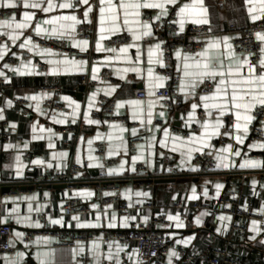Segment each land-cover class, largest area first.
Returning a JSON list of instances; mask_svg holds the SVG:
<instances>
[{
	"label": "crops",
	"instance_id": "crops-1",
	"mask_svg": "<svg viewBox=\"0 0 264 264\" xmlns=\"http://www.w3.org/2000/svg\"><path fill=\"white\" fill-rule=\"evenodd\" d=\"M16 2L18 5L16 8L0 7V11L4 12L0 21L10 20L15 16V22H22L25 11L35 13V18L29 22V28L22 30V34H20L21 30L15 31L14 34L20 36L17 40L9 39L13 29L0 27V36H5L11 42V44L0 43V52L4 53L3 59H0V73H3L1 76L12 84L11 88L4 91L0 102V116H3L0 121H7L11 127L8 138L0 139V188L12 187L9 193L2 194L0 191V224L12 226L9 239L14 247L12 252L0 256V264H41L42 261L43 264H117V262L138 264L135 244L105 242L103 236L108 231L128 230L134 222L148 221L162 213L166 214L167 218L169 216L179 218V221L170 220L171 225L168 228L158 230L159 233L167 236L173 245L165 264H177L179 248L195 252L197 256L195 264H208L212 250L217 247L225 250L230 257L240 259L243 264H264V160L259 156L264 153V147H261L264 141L250 139L249 128L253 120L245 134L242 130L237 132L233 127L235 116L232 112L226 111L223 117H219V112L212 110V115L208 116L199 99L200 96L205 95L199 92L201 85L194 90L188 88L184 93L180 92L179 85L178 91L183 103L176 109L166 108L156 97L155 94L160 88L155 85L161 82L165 85L167 79L160 71L163 66L156 62V56H153V62L149 63L148 50L154 49L157 43L162 46V42L157 38L152 22L144 19V13L153 12L155 20L160 10H140L139 19L151 24L152 35H141L139 40L134 39L133 32L141 34L144 29L140 25L131 24L128 27H131L133 32L128 31V28L122 24L121 10L120 30L114 33L106 31L103 35L110 38L127 34L131 37V42L115 48L116 52H111L108 49L112 47L105 43L108 38L100 40L99 9L102 6L107 7L101 5L100 0H89L87 5L80 0H72L73 8L61 9L57 6L47 13L40 9L24 8L23 0ZM40 2L42 7H47V0ZM63 2L65 0H53L56 5ZM187 2L190 0H178L177 5H167V7L175 6L178 9ZM203 6L207 8V24L211 26L210 33L204 38L205 47L210 41H220L221 47L214 50V54L223 53L224 70L227 71L229 65L235 68L244 58L251 61L248 55L237 53L233 47L234 40L242 34L244 26L255 22L248 12L251 5L246 0H204ZM89 7L92 11L85 17L84 13ZM254 14L259 15V11ZM67 15H75L80 21L74 32L60 29V24L43 23L44 20L54 16ZM129 19L133 18L129 17ZM38 23L47 29L41 35H37L34 30ZM60 23L68 25L72 22ZM83 24L93 25L92 39L77 35L79 26ZM177 24L180 29L179 23ZM192 24L194 23L186 21L183 31ZM231 24H235L236 28L231 29ZM53 27L57 28V35H51ZM105 27H108L107 23ZM60 31L65 33L62 38L59 37ZM260 33H264V29ZM26 38H31V43L21 48L20 45ZM52 38L65 40L71 49L78 53L89 54L90 57L88 59L70 57L55 49L37 44V40ZM225 38H228L230 49L224 46ZM83 40L88 41L86 46H74ZM98 43L102 50H97ZM129 45L134 46L129 47L127 53L122 54L118 51L119 48ZM178 51L181 53L179 58L176 56ZM196 53L180 49L174 52L175 68L181 75V81L190 83V80L183 77L184 56H195ZM261 58H264V53ZM160 59L162 60V55ZM50 61L54 63H49ZM64 61H75L79 66L72 63L65 64ZM38 62L47 65L46 72L39 70ZM254 64L257 65L259 72V62ZM54 68L57 69L55 73L52 72ZM93 68L97 71L93 72ZM149 68L153 69L151 78L148 75ZM105 70L111 72L112 81L98 85H79L76 89L82 75L97 80ZM243 72L246 74L247 66L244 67ZM94 75L96 79H93ZM157 77L162 80H157ZM218 79L220 78L217 77ZM212 84L214 90L215 84L213 82ZM52 86H61L62 90L56 93L49 92L47 88ZM80 86H85L82 93L79 91ZM139 90H144L147 97L139 98ZM150 92L155 94L149 95ZM100 94L115 99L116 115L124 120L106 123L103 119L91 115ZM33 96L37 99L30 98ZM53 96L69 108L70 112L45 109L43 102ZM64 97L68 99L65 100ZM19 98H24L28 102L30 108L28 116L21 115L17 104ZM134 100L142 103L138 105L129 103ZM90 101L91 107H89ZM117 104L122 106L117 107ZM192 104L200 106L193 112ZM76 105H79V108ZM161 112L164 113L163 116L160 115ZM201 112H204L203 116H200ZM189 113H192L191 119ZM217 117L223 123L219 129L220 134L204 137L205 130L202 124L205 121L214 124ZM228 119L231 121L228 122ZM149 120L151 123L148 122ZM262 125L264 127V122ZM63 127H70L71 131L60 132ZM41 128L44 131H40ZM133 130L136 132L135 135ZM211 131L210 128L209 132ZM236 135L243 138V143L236 141ZM193 136L202 138L204 143L191 142ZM135 138H140L141 141L133 150L130 143ZM66 140L70 142L69 146L64 144ZM229 145H231L230 151H222ZM100 149L104 150V155L98 154ZM205 151L215 161L216 169L208 174L195 175L197 169L193 164L194 159ZM237 151L240 152L239 156L235 155ZM27 152H33L30 161L25 159ZM166 156L173 158L176 170L188 174L183 177L197 180L168 183L160 182L158 179L152 186H141L135 180L126 179L132 175L138 164L147 166L157 174L168 171V165L164 160ZM133 157L137 159L133 160ZM109 159L114 160V163L106 167L105 161ZM37 160L42 163H34ZM246 161H255L258 166L241 168L240 165ZM73 163L80 165L87 163L81 179L90 182L89 185L56 188L53 186L54 183H48L39 188L32 183L41 173L63 172ZM109 170H113L112 174H109ZM98 174L104 175L101 189L96 186ZM111 182H117L119 190L107 187ZM218 184L222 185L219 189L216 187ZM228 188L233 190L240 205L250 208L254 215L246 222L247 234L244 238L233 229L236 220L233 215L223 210L192 209V205L197 202H216ZM108 196H118L126 202L129 206L128 212H120L113 205L102 207L100 201ZM70 200H79L90 211L87 214H67L65 205ZM147 202L153 203L154 208H136L137 205ZM177 202H182L184 208H174L173 204ZM40 216H44L43 222L39 219ZM52 220H60L61 223L53 224ZM253 221L257 222L255 226ZM178 222L182 223L183 227H177ZM110 223L116 226L109 227ZM37 224L40 226L37 227ZM254 227L257 230H253ZM39 230H47L50 234H36L29 245H26L23 241L25 234ZM55 232H61L66 237L71 234L94 232L97 237L89 242H78L72 246L55 249L54 244L59 241V238L52 234ZM17 233L22 235L17 236ZM183 241L188 243L185 244ZM110 252L113 254L111 260L107 259ZM172 252L177 255L172 256Z\"/></svg>",
	"mask_w": 264,
	"mask_h": 264
},
{
	"label": "built area",
	"instance_id": "built-area-1",
	"mask_svg": "<svg viewBox=\"0 0 264 264\" xmlns=\"http://www.w3.org/2000/svg\"><path fill=\"white\" fill-rule=\"evenodd\" d=\"M168 14L160 17L159 20H154L153 12L146 11L144 13V19L152 22L155 28V34L157 38L162 42L161 52L163 67L161 72L166 77V83L164 87L160 88L156 92V97L160 99L162 104L169 109H176L183 103L178 87L181 82V75L175 68L174 63V52L177 49L185 52L196 53L205 48L204 38L210 33L211 26L208 24L198 25L192 24L186 31H180L177 21L178 16L176 15L178 9L175 6H169ZM4 15V12L0 11V17ZM231 29H235L236 25L231 24ZM264 29V19H260L255 22L248 23L244 26L242 34L234 40V50L239 54L248 55L251 61L258 63L261 59V48L262 42L257 40L256 33ZM77 35L83 38L92 39L94 35L93 25L83 24L80 25L77 31ZM7 42L5 36H0V43ZM131 42V37L127 34H120L112 36L106 40V44L109 47L117 48L121 45H125ZM37 44L42 47L51 48L57 50L61 54H65L70 57H76L79 59H88L89 54L78 53L71 49L67 42L62 39L52 38L49 40H37ZM38 67L41 72L47 71V65L43 62H38ZM112 75L109 70H105L100 74L99 79L92 80L87 75H82L80 84L76 86L78 89L79 85H98L112 81ZM12 87V84L6 81L0 75V102L3 98L4 91ZM49 92H60L61 86H52L47 88ZM213 91V84L211 81H206L199 88L201 94H210ZM139 98H146L147 94L144 90H139ZM161 97H165L161 99ZM17 104L20 107V113L23 116L30 114V108L28 102L24 98L17 99ZM43 107L47 110H61L69 113L70 109L60 103L56 97L46 98L43 102ZM116 102L114 98L108 97L104 94H100L95 108L92 110L91 115L94 118H101L106 123L113 121L124 120L123 118L116 115ZM204 112L200 113L203 116ZM253 123L249 128V135L252 141H264V107L257 106L254 111ZM228 122L231 119L227 120ZM62 133L71 131L70 127H63L59 130ZM11 133V127L7 121H0V139H7ZM141 141L140 138H135L131 141V147L133 150L136 149L137 143ZM64 144L69 146L68 140L64 141ZM99 155H104V150H98ZM33 156V152H27L25 159L30 161ZM264 160V153L259 154ZM165 162L168 165V171L157 174L153 173L147 166L138 164L135 167L132 175L127 177L128 180H135L141 186H152L154 182L161 178H178L188 174L179 172L174 168L173 158L171 156L165 157ZM114 163V160H106L105 166L108 167ZM197 171L196 174H208L214 172L216 169L215 161L208 155V153L202 152L198 154L193 162ZM87 168L85 164H70L68 168L63 172L56 173H41L38 177L33 180V184L41 188L44 184L48 183H67L73 185L87 186L90 182H84L81 179L82 172ZM104 180L103 174L96 176L97 188L101 189V182ZM117 182L108 183L107 187L119 190ZM102 207L107 205H113L118 208L120 212H128L129 206L126 202L122 201L118 196H108L102 198L100 201ZM174 208L183 209L184 204L177 202L173 204ZM136 208H154V204L147 202L142 205H137ZM193 210H223L233 215L236 220L233 224V229L238 235L244 238L247 234L246 222L249 218L254 215L250 208H245L238 202L233 190L228 188L223 196L216 202H197L192 205ZM89 208L83 205L79 200H70L65 205V212L67 214L79 213L87 214ZM39 219L43 222L44 216H40ZM171 225L170 220L166 214H157L148 221H136L132 227L128 230H115L108 231L104 234L103 239L105 242L118 241L122 244H135L137 248V260L138 264H165L168 256H170L171 249L173 248L169 238L162 233H159V229L168 228ZM12 233V226L10 224H0V256L6 253H10L14 250L13 245L10 242V235ZM50 234L47 230L31 231L25 234L23 241L26 245H29L30 241L36 234ZM59 238V241L54 244L55 249L62 247H68L75 245L78 242H89L95 240L97 234L94 232L71 234L66 237L61 232L52 233ZM178 258L176 259L177 264H195L197 260L196 253L186 248L178 249ZM208 264H243L238 258L230 257L225 250L222 248H214L212 250V257Z\"/></svg>",
	"mask_w": 264,
	"mask_h": 264
},
{
	"label": "snow or ice",
	"instance_id": "snow-or-ice-1",
	"mask_svg": "<svg viewBox=\"0 0 264 264\" xmlns=\"http://www.w3.org/2000/svg\"><path fill=\"white\" fill-rule=\"evenodd\" d=\"M81 3L87 5L89 3V0H80ZM246 2L251 5L248 8V12L251 15V18L253 21L264 19V0H246ZM101 5H107V7H100V40H104L108 37L103 35L106 31L108 32H116L120 30V11H123V26L128 28V31L133 32V29L131 27H128L131 24L140 25L144 31L141 34H136L133 32V37L135 40L141 39V35L143 36H151V24L148 22H142L139 18L141 16V9H159L160 13L155 18L156 20H159L161 16L168 14V7L167 5H177L178 0H100ZM204 0H190V2L183 3L179 6L178 11L176 15L179 17L178 21H175L179 23L180 31L182 32L184 30L185 22H191L198 25L207 24L208 20L206 18L207 16V8L204 6ZM17 2L16 0H0V7L2 8H16ZM59 7L61 9H69L73 8L74 4L72 3V0H65V2L60 3L59 5H56L53 3V0H47V7H42L40 0H23V7L24 8H32V9H40L43 12H51L54 10V8ZM92 11V8L89 7L87 11H85L84 15L85 17L88 16V13ZM259 11V15H256V13ZM105 13H108V15H105ZM129 17H132L133 19H129ZM35 18V13H30L25 11L23 13V21L22 22H15L16 18L15 16H12L10 20H4L0 21V27L10 28L13 29V34H9V39L17 40L20 38L19 34H14L16 30H21L20 34H22V30L27 29L30 27L31 21H33ZM61 21H71V24L65 25L60 23ZM44 24H50V25H56L60 24V29H64L67 31H75V27L80 21L77 19L75 15H67V16H54L51 19H47L43 21ZM106 23L108 24V27H105ZM14 24V28H13ZM35 33L37 35H41L42 33H45L47 29L43 28L39 23L35 27ZM64 31L59 32V37L62 38L64 36ZM51 35H57V28L53 27L51 30ZM257 40L264 42V33L257 32L256 33ZM228 38L224 39V46L226 48H231V46L227 43ZM31 43V38H26L24 43L20 45L21 48H23L26 44ZM88 41L83 40L75 44V47H80L81 45H87ZM134 45H129L127 47H121L119 48L120 53H127L129 47H133ZM6 47V46H5ZM221 43L220 41H210L207 46L200 51L199 53H196L195 56H184V64H183V77L187 80H190V83H186L185 80L181 81L180 84V92L184 93L188 88L195 89L198 85L204 84L206 81H211L215 84L214 90L210 94L202 95L199 97L200 101L202 102V106L207 112L208 116L212 115V110H217L219 112V117H223L226 114V111L232 112L235 116V123L233 127L237 132L243 131L245 134L248 132V125L251 123V121L254 119V116L251 114L252 111L255 109L257 105L264 107V58H261L259 60V69L260 71H257V65L252 63L247 58H244L239 64L236 65L235 68L232 67V65H229L227 68V71L224 70V61H223V53L220 54H214V50L220 49ZM161 45L157 43L155 45V48H149L148 50V56H149V63L151 64L153 62L152 57L156 56V62L160 64V66H163V62L160 59V56L162 55L161 51ZM97 50H102L101 45L97 44ZM49 51V50H46ZM108 51L116 52L117 49L110 48ZM261 52L264 53V48H261ZM230 55H235L234 53H230ZM4 53L0 52V59H3ZM177 58L181 56V53L178 51L176 52ZM198 57V58H197ZM139 59V57H137ZM54 63V62H49ZM63 63L68 64L72 63L73 65H76L75 61H64ZM83 62H80L82 64ZM79 66V65H76ZM247 66V72L246 74L243 72L244 67ZM7 67V65H5ZM133 71H139V69H132ZM179 70V69H178ZM57 69H52V72L55 73ZM97 69L93 68V72H96ZM127 71V69L125 70ZM23 74V73H21ZM0 75H3V73H0ZM148 75L149 78L153 76V69H148ZM217 77L220 79L217 80ZM227 77V78H225ZM232 77H237L236 79H233ZM93 79H96L95 75L93 76ZM157 80H162V78L157 77ZM157 88L164 87V84L157 83L155 85ZM231 89V90H230ZM114 90V89H113ZM155 93L150 92L149 95H154ZM31 99H37V97L33 96L30 97ZM165 97H161V99H164ZM65 100H67V97H64ZM94 99V97H93ZM10 103V102H9ZM132 105H138L141 104V101H130L129 102ZM121 104H117V107H121ZM200 105L192 104L191 107L193 109V112L199 107ZM77 108H79V105H76ZM89 107H91V101L89 103ZM151 107V105H150ZM151 113H149V116ZM161 116L164 115L163 112L160 113ZM190 119L192 118V113H189ZM217 117L214 124L209 123L208 121H205L202 124V127L204 128V137H210L212 135H219V129L223 126L222 121ZM0 119H3V116H0ZM243 121V123H241ZM62 122V121H61ZM143 122V121H141ZM151 123V120L148 121ZM212 129L211 132H209V129ZM123 131V129H121ZM40 131H44L43 128L40 129ZM50 131V130H49ZM136 132L133 130V135H135ZM167 130H165V136H167ZM235 139L238 143H243V138L240 135H236ZM199 141L200 143H204L202 138H198L193 136L191 138V142L195 143ZM91 143V141H89ZM51 146V145H50ZM206 146V145H205ZM261 147H264V144L261 145ZM231 145L228 146V148L223 149L222 151H230ZM191 151V149H190ZM235 155L239 156L240 152L237 151ZM137 159V157H133V160ZM17 160H19V157H17ZM34 163H42L41 161L37 160ZM51 166V165H49ZM256 167L258 166L257 162L255 161H246L245 163L241 164L240 167ZM134 170V169H133ZM113 170H109V174H112ZM217 189L221 188L222 185H216ZM88 195H91V193H88ZM139 195V193H137ZM193 198H196L193 196ZM93 207H96L93 205ZM73 219H78V217H73ZM99 219V217H97ZM169 220H177L179 221L178 217L169 216ZM221 219H224L221 217ZM53 224H60V220H52ZM197 223H199V220H197ZM253 225H256V221L252 222ZM37 227L40 225L37 224ZM78 226H85V225H78ZM109 227H115L114 224H109ZM177 227H183V224L178 222L176 224ZM253 230H257L255 227ZM21 233H17V236H21ZM255 237H253L254 239ZM179 242V241H178ZM183 243H188V241H183ZM172 256H176L177 254L175 252L171 253ZM113 258V254L110 252L107 259L111 260ZM43 264V261L41 262ZM118 264V262H117Z\"/></svg>",
	"mask_w": 264,
	"mask_h": 264
},
{
	"label": "water",
	"instance_id": "water-1",
	"mask_svg": "<svg viewBox=\"0 0 264 264\" xmlns=\"http://www.w3.org/2000/svg\"><path fill=\"white\" fill-rule=\"evenodd\" d=\"M85 89V86H80L79 91L82 93ZM191 180L196 181V178H192V177H178V178H161L158 181L160 182H168V183H184V182H190ZM54 187L58 188V187H69L72 186L71 184H67V183H54L53 185ZM0 191L2 192V194L5 193H9L12 191V187L11 186H3L0 188Z\"/></svg>",
	"mask_w": 264,
	"mask_h": 264
}]
</instances>
